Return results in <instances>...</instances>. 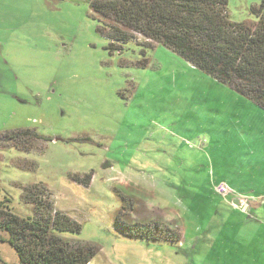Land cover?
<instances>
[{
    "label": "rangeland",
    "instance_id": "obj_1",
    "mask_svg": "<svg viewBox=\"0 0 264 264\" xmlns=\"http://www.w3.org/2000/svg\"><path fill=\"white\" fill-rule=\"evenodd\" d=\"M227 1L229 19L242 22L261 0ZM97 26L89 0H0V133L51 139L32 141L29 153L0 148V202L33 217L20 187L43 184V199L81 227L58 235L98 250L89 264H264V207L255 205L264 111L139 36L111 51ZM74 176H89V186ZM120 211L129 224L165 225L180 242L122 237ZM6 237L0 231V264H20Z\"/></svg>",
    "mask_w": 264,
    "mask_h": 264
},
{
    "label": "trees",
    "instance_id": "obj_2",
    "mask_svg": "<svg viewBox=\"0 0 264 264\" xmlns=\"http://www.w3.org/2000/svg\"><path fill=\"white\" fill-rule=\"evenodd\" d=\"M227 4V0H89L97 33L110 42L111 51H121L139 36L146 48L152 43L165 47L264 111V0L250 8L254 20L242 22L229 19ZM32 141L51 139L31 130L0 133V148L29 153ZM86 178L74 176L73 182L87 187L91 178ZM20 189V199L32 207L33 217L20 218L11 212L10 200L0 202V231L7 236L1 241L13 248L19 263L89 264L98 250L58 235H78L81 227L43 199L45 186ZM119 199L131 203L124 195ZM114 230L129 240L180 242L179 234L161 223L124 222L121 211L114 219Z\"/></svg>",
    "mask_w": 264,
    "mask_h": 264
},
{
    "label": "crops",
    "instance_id": "obj_3",
    "mask_svg": "<svg viewBox=\"0 0 264 264\" xmlns=\"http://www.w3.org/2000/svg\"><path fill=\"white\" fill-rule=\"evenodd\" d=\"M251 20H254V18H252ZM232 174V173H231ZM218 176V175H217ZM220 176V175H219ZM220 177H223L224 178V180H225V182L226 183H228L234 190H236V191H239V189H237L235 186H234V184H236V185H241V188H240V190H242V191H244V192H242V193H246L247 195H250V192H251V189L249 190L248 189V191H245L244 189H243V186H245L244 184H245V182L243 181V178H238V181L236 180V176H234V175H228V174H226L225 176H223V175H221ZM229 177V178H228ZM234 179V180H233ZM231 182H229V181ZM233 182V183H232ZM239 185V186H240ZM234 186V187H233ZM263 199L262 200V202L261 203H263V204H261L260 202L259 203H256L255 205H256V211H257V213L258 214H260V212H261V208L262 207H264V195H260V197L259 198H255V199ZM259 207H261V208H259ZM257 214V215H258ZM240 215H238V216H236V217H239ZM241 217V216H240ZM238 219V218H237ZM233 223V222H232ZM234 224V223H233ZM247 225H250V223L248 222V224ZM247 234H254V231H253V229L252 228H248L247 230Z\"/></svg>",
    "mask_w": 264,
    "mask_h": 264
},
{
    "label": "built area",
    "instance_id": "obj_4",
    "mask_svg": "<svg viewBox=\"0 0 264 264\" xmlns=\"http://www.w3.org/2000/svg\"><path fill=\"white\" fill-rule=\"evenodd\" d=\"M224 183H221V184H218L216 187H218V186H220V187H218L217 189H216V193L219 195V196H221V197H225V196H227L228 195V189H227V187L225 188L224 186L225 185H223ZM238 197V196H237Z\"/></svg>",
    "mask_w": 264,
    "mask_h": 264
}]
</instances>
